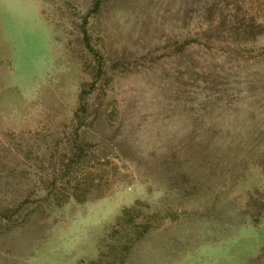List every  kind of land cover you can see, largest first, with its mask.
I'll return each instance as SVG.
<instances>
[{
  "label": "rangeland",
  "instance_id": "obj_1",
  "mask_svg": "<svg viewBox=\"0 0 264 264\" xmlns=\"http://www.w3.org/2000/svg\"><path fill=\"white\" fill-rule=\"evenodd\" d=\"M0 264H264V0H0Z\"/></svg>",
  "mask_w": 264,
  "mask_h": 264
}]
</instances>
